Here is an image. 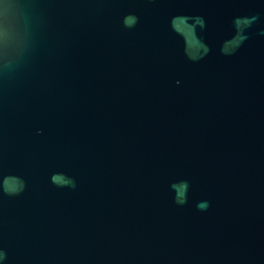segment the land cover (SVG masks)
<instances>
[{
	"label": "water",
	"instance_id": "water-1",
	"mask_svg": "<svg viewBox=\"0 0 264 264\" xmlns=\"http://www.w3.org/2000/svg\"><path fill=\"white\" fill-rule=\"evenodd\" d=\"M0 264H264V0H0Z\"/></svg>",
	"mask_w": 264,
	"mask_h": 264
},
{
	"label": "clouds",
	"instance_id": "clouds-1",
	"mask_svg": "<svg viewBox=\"0 0 264 264\" xmlns=\"http://www.w3.org/2000/svg\"><path fill=\"white\" fill-rule=\"evenodd\" d=\"M198 206H199V207H204V205H202V204H201V205H198Z\"/></svg>",
	"mask_w": 264,
	"mask_h": 264
}]
</instances>
